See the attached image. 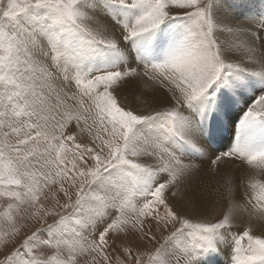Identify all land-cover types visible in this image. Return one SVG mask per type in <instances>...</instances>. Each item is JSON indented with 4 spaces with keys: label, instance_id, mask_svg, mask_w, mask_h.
Listing matches in <instances>:
<instances>
[{
    "label": "snow or ice",
    "instance_id": "1",
    "mask_svg": "<svg viewBox=\"0 0 264 264\" xmlns=\"http://www.w3.org/2000/svg\"><path fill=\"white\" fill-rule=\"evenodd\" d=\"M244 165L264 176V11L0 0V264H213L229 237V264H264V180ZM48 217L46 237L17 244L22 221ZM158 232L154 250L136 246Z\"/></svg>",
    "mask_w": 264,
    "mask_h": 264
},
{
    "label": "bare ground",
    "instance_id": "2",
    "mask_svg": "<svg viewBox=\"0 0 264 264\" xmlns=\"http://www.w3.org/2000/svg\"><path fill=\"white\" fill-rule=\"evenodd\" d=\"M224 4L229 6L231 9H233L234 12L238 16L241 14L247 15L250 13L251 14H258L261 11H264V0H241V1H239V0H224ZM106 23H107V21H106ZM108 27L110 29H112L113 25L109 23ZM114 34L117 37L119 36L118 29H114ZM126 95H127V99L125 102H126L128 107L132 108L133 110H138V111H145L146 110V97L141 96V95H133L131 93H127ZM243 167L245 169V177L246 178L249 176H254L253 175V173L255 171L254 169L250 168L247 165H244ZM231 168H232V176L235 180V178L239 174L240 170L237 169L235 167V165H232ZM256 178L259 179L257 176H256ZM219 184H220L219 180L213 179L211 186H210L211 190L209 192V200H208V204H209L208 218H211V219H215L217 217L219 211H221L223 213L226 212L227 207H228L227 197L225 196V198L221 199L220 194L217 191H215V189L219 186ZM220 191L222 192L223 189L221 188ZM245 191L246 190H245L244 186H240L238 188V193L241 192L242 197H243V194H245ZM238 193H236L234 191L231 199L237 203H240V198L238 197V195H240V194H238ZM242 228H244V226H243V224H240L233 229H239L240 231H242L241 230ZM240 231H238V232H240ZM253 232L256 235H264V227H261L258 224H254ZM46 235H47V232H46ZM221 247H223V246H221ZM222 253H224V252H222ZM226 253H228L226 255H229L227 257V259H230V257H231V240L230 239H229V247L226 249ZM222 255H224V254H222ZM225 257H223V258H225ZM220 261H222V259L217 261V264H225L224 261H222L221 263H220ZM213 262H214V258H213Z\"/></svg>",
    "mask_w": 264,
    "mask_h": 264
},
{
    "label": "rangeland",
    "instance_id": "3",
    "mask_svg": "<svg viewBox=\"0 0 264 264\" xmlns=\"http://www.w3.org/2000/svg\"><path fill=\"white\" fill-rule=\"evenodd\" d=\"M239 1H241V0H239ZM241 107H243V105ZM136 111H138V110H136ZM253 175L254 176H257V174H256L255 171H254ZM257 177L259 179L264 180V176H257ZM235 192L238 193V190H236ZM238 194L241 195L242 193L240 192ZM240 195H238V197L240 198V203H242L243 200H244L245 194H243V197H242V195L241 196ZM7 203H8V201L3 200V199H0V223H3V212L7 208ZM68 211L70 212L71 209H69ZM222 214H223V212L219 211L218 212V215H217V217L215 219L221 218L222 217ZM56 220H58V217H48L46 223L45 222L36 223L35 221H31V220L22 221V223H25L26 224V227L24 229H22L21 236H20V238L17 239V244H19L22 241V239L25 237L26 234H30L32 231H37L38 230L42 236L45 235V237H46V234L45 233L47 232L48 226L54 224L56 222ZM241 230L242 231H240L239 229H232L233 232L242 233L244 231V228H242ZM238 231H240V232H238ZM163 235H168V233L167 232H163ZM229 239L231 240V237H229ZM162 243H164V241L161 238V233L158 232L157 233V240L156 241L148 242L147 240H143V241H139L136 246H139L141 248V250L152 251V250H154L156 247H158ZM41 252L44 255H51L52 254V250L42 249ZM222 252H224V253H222ZM225 253H226V249L223 248V247H221V254L214 257L213 264H217V261H219L221 259H222V261H224L225 264H229L230 259H227V257L229 255H226ZM222 254H224V255H222ZM223 257H225V258H223ZM3 258H4V253L3 252H0V261H2ZM222 261H220V263Z\"/></svg>",
    "mask_w": 264,
    "mask_h": 264
},
{
    "label": "crops",
    "instance_id": "4",
    "mask_svg": "<svg viewBox=\"0 0 264 264\" xmlns=\"http://www.w3.org/2000/svg\"><path fill=\"white\" fill-rule=\"evenodd\" d=\"M46 234V233H45ZM45 236V235H44Z\"/></svg>",
    "mask_w": 264,
    "mask_h": 264
}]
</instances>
